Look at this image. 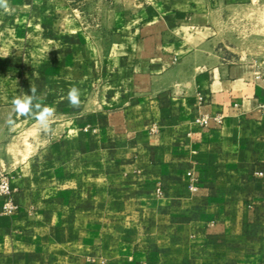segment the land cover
Here are the masks:
<instances>
[{"label":"rangeland","instance_id":"obj_1","mask_svg":"<svg viewBox=\"0 0 264 264\" xmlns=\"http://www.w3.org/2000/svg\"><path fill=\"white\" fill-rule=\"evenodd\" d=\"M170 2L9 0L0 9V264H218L217 239L203 236L196 212L205 204L171 214L162 186L146 187L144 202L122 199L138 180L148 184L137 164L155 155L136 150L145 138L128 141L107 124L130 97L129 39ZM220 5L210 16L213 47L227 62H264V0ZM31 85L54 109L48 131L13 112L12 99ZM72 87L79 108L69 106ZM225 221L246 232L226 241L247 240L245 219Z\"/></svg>","mask_w":264,"mask_h":264},{"label":"crops","instance_id":"obj_2","mask_svg":"<svg viewBox=\"0 0 264 264\" xmlns=\"http://www.w3.org/2000/svg\"><path fill=\"white\" fill-rule=\"evenodd\" d=\"M229 1L171 0L165 16L139 28L127 47L134 62L122 67L130 97L107 124L128 141L145 138L136 150L155 155L137 164L149 170L148 184L138 180L123 200L144 202L146 187L162 186L171 214L205 204L196 212L203 236L217 239V263L264 264V62H227L213 47L211 11ZM228 217L248 224L243 243L226 241L246 233Z\"/></svg>","mask_w":264,"mask_h":264},{"label":"clouds","instance_id":"obj_3","mask_svg":"<svg viewBox=\"0 0 264 264\" xmlns=\"http://www.w3.org/2000/svg\"><path fill=\"white\" fill-rule=\"evenodd\" d=\"M8 8L9 0H0V9L7 12ZM80 95V90L77 87L70 88L67 94L70 107H80ZM11 103L15 115L21 117L31 116L37 121L42 130L48 131L50 129V121L54 115V109L43 103L42 98L37 94L35 86L31 85L30 94L23 93L20 96L14 97ZM7 124L9 127H14L15 120L10 117Z\"/></svg>","mask_w":264,"mask_h":264},{"label":"built area","instance_id":"obj_4","mask_svg":"<svg viewBox=\"0 0 264 264\" xmlns=\"http://www.w3.org/2000/svg\"><path fill=\"white\" fill-rule=\"evenodd\" d=\"M259 109H260L261 113L264 115V100L262 102H260ZM216 120L218 123H222V120L220 117H217ZM204 123L207 124V120H204Z\"/></svg>","mask_w":264,"mask_h":264}]
</instances>
